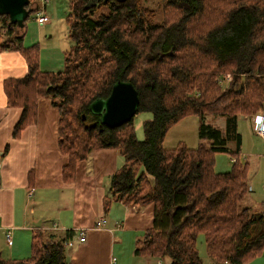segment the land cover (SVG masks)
<instances>
[{"label":"trees","instance_id":"16d2710c","mask_svg":"<svg viewBox=\"0 0 264 264\" xmlns=\"http://www.w3.org/2000/svg\"><path fill=\"white\" fill-rule=\"evenodd\" d=\"M65 21L70 46L60 71L40 70L39 46L23 45L25 22L0 43L26 65L23 76L1 84L6 106L20 109L12 137L36 123L38 101L50 98L65 182L74 181L76 164L92 152L117 150L125 163L110 179L103 210L112 201L152 205L137 256L203 264L199 236L214 264H246L264 255V207L239 208L250 189L237 129L239 117L264 113V0H159L156 10L141 0H70ZM226 75L231 80L219 85ZM118 81L137 91V113L151 114L141 141L133 119L110 129L89 111ZM189 116L199 121L201 143L165 149L168 130ZM207 116L224 117V127L206 124ZM216 154L236 158L229 171H214ZM73 237V231H38L28 257L0 256V264H69L65 244Z\"/></svg>","mask_w":264,"mask_h":264},{"label":"crops","instance_id":"0c3cea01","mask_svg":"<svg viewBox=\"0 0 264 264\" xmlns=\"http://www.w3.org/2000/svg\"><path fill=\"white\" fill-rule=\"evenodd\" d=\"M42 2V5L33 2L36 14H46V2ZM48 38L52 41L53 36ZM69 41L50 46L45 57L40 53L39 67L44 65L49 71L59 68L58 57H64ZM40 42L37 39V45ZM25 73V62L18 52L0 50V256L9 260L28 257L31 239L38 231L56 234L73 231L77 241V232L83 231L84 242L78 241L76 250L69 257L66 255V261L113 264L114 241L123 243L120 237L133 231L137 236L143 235L151 227L153 207L112 201L107 213L104 212L102 200L109 196L110 179L125 163L114 149L92 152L91 162L87 158L76 164L73 182L63 180L66 158L57 146L58 112L45 98L38 101L36 123L18 138L12 137L20 109L6 106L1 84L5 78L21 77ZM101 218L105 225L96 228ZM7 232L9 242H6ZM144 258L134 264H169L167 259Z\"/></svg>","mask_w":264,"mask_h":264},{"label":"rangeland","instance_id":"374dc122","mask_svg":"<svg viewBox=\"0 0 264 264\" xmlns=\"http://www.w3.org/2000/svg\"><path fill=\"white\" fill-rule=\"evenodd\" d=\"M44 1L46 2L45 6H47L44 12L47 14L50 22L46 23V25L41 28V26H38V24L34 20L36 16V11L32 12L29 15L28 20L25 22V35L23 39V45L25 47H30L33 45H37V39L41 40L40 44L38 45L39 52L45 57L50 46H54V44L65 43L67 42V40H69L65 18L68 12L70 0ZM141 1L145 6L153 10L157 9V5L159 3V0ZM34 2L40 5L43 4L42 0H34ZM46 27H49L50 29L45 30ZM40 31H42L41 34ZM49 35L53 36L52 41H50V39L48 38ZM4 38L5 37H0V43L4 40ZM58 60H60L61 66H59V68H55V70L49 71L44 65L42 68H39L41 71H60L63 69V56H59ZM44 100H46L49 105L52 106L50 98H45ZM52 107L54 108V106ZM150 118V113H137L133 117V128L137 140L141 141L144 139L143 123L144 121L149 120ZM205 123L217 128H223L225 125V118L219 116H207L205 119ZM198 125L199 121L194 116L183 118L181 121H179L177 124H175L168 130L163 141V147L165 149H172L177 147L178 144H183L189 149L197 148L198 145L201 143L197 136ZM237 129L241 137V148L238 160L239 162L247 164V182L251 190L248 192L245 201L239 205V208L242 209L246 207L251 212L259 211L260 209H262V207H264V139L258 137L253 132L251 117L250 119L245 117H239L237 121ZM205 145H207V143H205ZM93 156L94 155H90L88 157L89 162L92 161ZM235 159L236 158H233L228 154H216L214 156V171L216 173H224L229 171ZM107 217L108 216L105 215L106 220ZM116 234L118 236L117 232L115 233V236ZM141 237L142 235L137 236L136 233L133 231L125 236L123 235V237H120L123 243H120L116 239L114 241L115 247L113 249L112 255L115 259V262L112 261V263L134 264V262L136 261H140L142 259L145 260L143 256H137L134 254V250L137 247L135 241L141 239ZM70 241L72 242V246H66L65 248L66 255L68 257L73 253L74 250H76L78 246V241L75 237L70 239ZM197 248L203 264H214L212 259L207 254L202 236H199L197 239ZM253 261H255V264L256 262L259 264H264V255L253 259Z\"/></svg>","mask_w":264,"mask_h":264},{"label":"water","instance_id":"95a60500","mask_svg":"<svg viewBox=\"0 0 264 264\" xmlns=\"http://www.w3.org/2000/svg\"><path fill=\"white\" fill-rule=\"evenodd\" d=\"M29 0H0V15L7 16L11 24L23 28L29 11ZM138 93L129 81L116 82L106 98L94 100L89 111L97 116L100 126L113 129L129 122L138 110Z\"/></svg>","mask_w":264,"mask_h":264},{"label":"built area","instance_id":"2783aa9c","mask_svg":"<svg viewBox=\"0 0 264 264\" xmlns=\"http://www.w3.org/2000/svg\"><path fill=\"white\" fill-rule=\"evenodd\" d=\"M34 20L38 25H44L49 21V18L46 14L37 13ZM17 27L11 24L9 18L7 16L0 15V37H6L10 30L16 29ZM231 80L230 75H226L224 80H222L219 85L225 86ZM252 121V130L258 136L264 139V115L263 113L256 114L251 117ZM29 194H32V191H29ZM105 225V220L101 218L96 224V228H101ZM78 241L80 243L84 242V232L78 231L77 232ZM10 240V233H6V242ZM67 247L72 246V242L69 240L65 244Z\"/></svg>","mask_w":264,"mask_h":264}]
</instances>
